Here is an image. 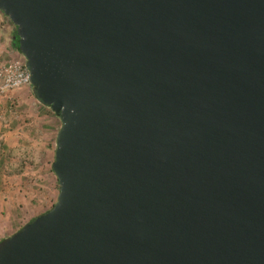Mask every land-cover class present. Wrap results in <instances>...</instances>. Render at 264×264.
Segmentation results:
<instances>
[{"label": "water", "instance_id": "water-1", "mask_svg": "<svg viewBox=\"0 0 264 264\" xmlns=\"http://www.w3.org/2000/svg\"><path fill=\"white\" fill-rule=\"evenodd\" d=\"M60 120L52 208L0 264H264V0H0Z\"/></svg>", "mask_w": 264, "mask_h": 264}, {"label": "rangeland", "instance_id": "rangeland-1", "mask_svg": "<svg viewBox=\"0 0 264 264\" xmlns=\"http://www.w3.org/2000/svg\"><path fill=\"white\" fill-rule=\"evenodd\" d=\"M60 124L31 85L0 95V241L55 203L51 163Z\"/></svg>", "mask_w": 264, "mask_h": 264}, {"label": "built area", "instance_id": "built-area-1", "mask_svg": "<svg viewBox=\"0 0 264 264\" xmlns=\"http://www.w3.org/2000/svg\"><path fill=\"white\" fill-rule=\"evenodd\" d=\"M30 85L24 57L14 55L0 42V95Z\"/></svg>", "mask_w": 264, "mask_h": 264}, {"label": "crops", "instance_id": "crops-1", "mask_svg": "<svg viewBox=\"0 0 264 264\" xmlns=\"http://www.w3.org/2000/svg\"><path fill=\"white\" fill-rule=\"evenodd\" d=\"M0 12V40H2L4 48L10 50L14 55L20 57L17 46L15 44L16 26L9 20L5 14Z\"/></svg>", "mask_w": 264, "mask_h": 264}, {"label": "trees", "instance_id": "trees-1", "mask_svg": "<svg viewBox=\"0 0 264 264\" xmlns=\"http://www.w3.org/2000/svg\"><path fill=\"white\" fill-rule=\"evenodd\" d=\"M14 35H15V44H16V46H18V37H17L16 31H15V34Z\"/></svg>", "mask_w": 264, "mask_h": 264}]
</instances>
